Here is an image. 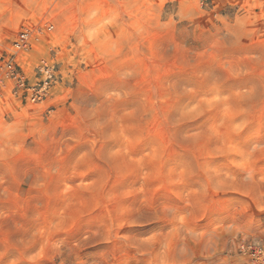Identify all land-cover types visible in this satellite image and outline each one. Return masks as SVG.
<instances>
[{
	"label": "rangeland",
	"instance_id": "1",
	"mask_svg": "<svg viewBox=\"0 0 264 264\" xmlns=\"http://www.w3.org/2000/svg\"><path fill=\"white\" fill-rule=\"evenodd\" d=\"M38 22L19 64L57 81L0 97V264H264V0H0L3 45Z\"/></svg>",
	"mask_w": 264,
	"mask_h": 264
},
{
	"label": "built area",
	"instance_id": "2",
	"mask_svg": "<svg viewBox=\"0 0 264 264\" xmlns=\"http://www.w3.org/2000/svg\"><path fill=\"white\" fill-rule=\"evenodd\" d=\"M54 25L34 23L21 26L8 45L0 43V97L9 90L10 96L20 103L36 104L49 95L52 85L57 81V69L50 59L42 58L34 67V78L30 80L21 65L19 57L27 53L44 35L51 33ZM242 249L250 256L257 250L250 246Z\"/></svg>",
	"mask_w": 264,
	"mask_h": 264
}]
</instances>
